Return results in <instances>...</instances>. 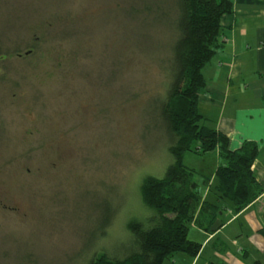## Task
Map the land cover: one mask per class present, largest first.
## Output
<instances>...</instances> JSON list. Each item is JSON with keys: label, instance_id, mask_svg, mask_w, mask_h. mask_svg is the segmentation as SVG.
Segmentation results:
<instances>
[{"label": "rangeland", "instance_id": "1", "mask_svg": "<svg viewBox=\"0 0 264 264\" xmlns=\"http://www.w3.org/2000/svg\"><path fill=\"white\" fill-rule=\"evenodd\" d=\"M140 2L0 0V264H83L95 246L119 257L154 213L142 185L172 158L150 100L173 32L148 17L143 35ZM213 154H186L200 184L214 183ZM106 200L113 222L95 210Z\"/></svg>", "mask_w": 264, "mask_h": 264}, {"label": "trees", "instance_id": "2", "mask_svg": "<svg viewBox=\"0 0 264 264\" xmlns=\"http://www.w3.org/2000/svg\"><path fill=\"white\" fill-rule=\"evenodd\" d=\"M140 1L141 8H132L130 14L132 19L138 18L143 35L147 32L144 23L153 19L157 28L163 25L173 32L172 41L166 43V59L161 60L166 73L163 91L150 100L154 102L155 124L166 135L172 162L163 178L149 176L143 182V201L154 213L147 225L132 222L128 226L132 236L130 249L116 257L95 253V246L83 264H164L178 253L197 257L202 243L190 238L193 225L212 233L211 227L220 213L226 209L241 213L263 193L253 170L258 144L244 142L240 149L231 150L229 138L211 126L199 110V100L207 86L203 69L220 45L221 20L233 12L232 1ZM190 152L217 153L221 163L214 183L203 176L200 184L196 169L184 164ZM205 183L210 185L212 198L204 196ZM110 205L106 200L95 210L99 213ZM111 208L108 211L113 212V222L116 210ZM112 222L101 227L95 238H102Z\"/></svg>", "mask_w": 264, "mask_h": 264}, {"label": "crops", "instance_id": "3", "mask_svg": "<svg viewBox=\"0 0 264 264\" xmlns=\"http://www.w3.org/2000/svg\"><path fill=\"white\" fill-rule=\"evenodd\" d=\"M231 1L233 12L221 20L220 45L203 69L207 86L199 110L229 138L231 150L258 144L253 170L263 193L241 213L220 214L217 232L193 228L192 240L202 243L197 257L178 253L164 264H264V0Z\"/></svg>", "mask_w": 264, "mask_h": 264}, {"label": "water", "instance_id": "4", "mask_svg": "<svg viewBox=\"0 0 264 264\" xmlns=\"http://www.w3.org/2000/svg\"><path fill=\"white\" fill-rule=\"evenodd\" d=\"M221 226H222V222H221V220H217L213 225H212V227H211V231L212 232H217L220 228H221Z\"/></svg>", "mask_w": 264, "mask_h": 264}, {"label": "bare ground", "instance_id": "5", "mask_svg": "<svg viewBox=\"0 0 264 264\" xmlns=\"http://www.w3.org/2000/svg\"><path fill=\"white\" fill-rule=\"evenodd\" d=\"M221 220V219H220Z\"/></svg>", "mask_w": 264, "mask_h": 264}]
</instances>
